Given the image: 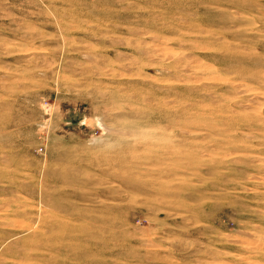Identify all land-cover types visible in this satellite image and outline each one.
Segmentation results:
<instances>
[{
	"label": "rangeland",
	"instance_id": "rangeland-1",
	"mask_svg": "<svg viewBox=\"0 0 264 264\" xmlns=\"http://www.w3.org/2000/svg\"><path fill=\"white\" fill-rule=\"evenodd\" d=\"M0 264H264V0H0Z\"/></svg>",
	"mask_w": 264,
	"mask_h": 264
}]
</instances>
